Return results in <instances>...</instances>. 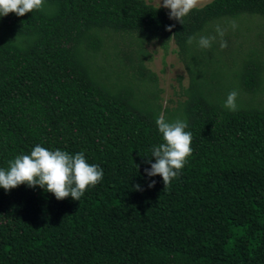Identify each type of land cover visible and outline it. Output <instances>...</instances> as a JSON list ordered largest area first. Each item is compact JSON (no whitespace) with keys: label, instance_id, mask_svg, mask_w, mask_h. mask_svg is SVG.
I'll return each instance as SVG.
<instances>
[{"label":"trees","instance_id":"16d2710c","mask_svg":"<svg viewBox=\"0 0 264 264\" xmlns=\"http://www.w3.org/2000/svg\"><path fill=\"white\" fill-rule=\"evenodd\" d=\"M169 11L44 0L0 17V168L40 145L82 152L104 173L79 201L0 187V264H264V0H211L182 24ZM217 25L226 48L219 36L208 49L186 43ZM170 42L187 85L163 103L147 49ZM234 90L235 112L223 107ZM161 113L192 133L165 189L144 171Z\"/></svg>","mask_w":264,"mask_h":264},{"label":"clouds","instance_id":"9594fccd","mask_svg":"<svg viewBox=\"0 0 264 264\" xmlns=\"http://www.w3.org/2000/svg\"><path fill=\"white\" fill-rule=\"evenodd\" d=\"M200 0H159V8L170 9L169 19L183 23V18L193 9H196ZM44 0H0V17L14 13L18 17L24 16L33 10H41ZM233 28L237 27L233 23ZM175 25H169L166 30L171 32ZM225 30L217 25L216 36L188 37L186 43L191 45L196 41L201 49H208L212 43L220 37V48H226L227 42L223 39ZM237 91H231L223 107L230 111H237ZM159 133L162 134L163 142L152 149L150 168H145L149 177L161 176L164 189L177 178L187 163V158L192 153V133L186 131L188 123L186 120H175L169 122L163 113L155 121ZM103 169L96 164H90L84 153L69 154L60 149L48 150L45 147L36 145L30 155L20 154L8 162V168H0V187L9 191L21 184L28 187L37 185L51 192L57 200L71 197L79 201L85 191L91 186L95 187L103 179ZM155 185L153 180L149 187ZM139 185L136 186L139 190Z\"/></svg>","mask_w":264,"mask_h":264},{"label":"rangeland","instance_id":"374dc122","mask_svg":"<svg viewBox=\"0 0 264 264\" xmlns=\"http://www.w3.org/2000/svg\"><path fill=\"white\" fill-rule=\"evenodd\" d=\"M145 1L159 7V0ZM210 1L211 0H200L198 7ZM162 2L163 0H161V3ZM177 50L173 42L169 43L166 50H163L157 43L150 44L147 49L152 58L150 62L147 63V66L158 77L159 87L163 90V103L175 100L180 93L181 87L187 85V74L183 64L180 62Z\"/></svg>","mask_w":264,"mask_h":264}]
</instances>
